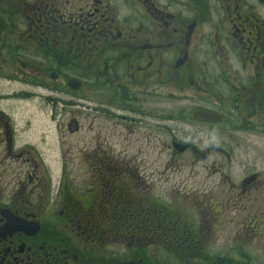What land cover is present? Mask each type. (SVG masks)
<instances>
[{
	"label": "flooded vegetation",
	"instance_id": "af4514ba",
	"mask_svg": "<svg viewBox=\"0 0 264 264\" xmlns=\"http://www.w3.org/2000/svg\"><path fill=\"white\" fill-rule=\"evenodd\" d=\"M2 73L93 157L53 183L0 111V264H264V0H0ZM181 169L220 200L176 208ZM232 208L252 252L209 246Z\"/></svg>",
	"mask_w": 264,
	"mask_h": 264
},
{
	"label": "rangeland",
	"instance_id": "374dc122",
	"mask_svg": "<svg viewBox=\"0 0 264 264\" xmlns=\"http://www.w3.org/2000/svg\"><path fill=\"white\" fill-rule=\"evenodd\" d=\"M1 75L4 77H0V111L7 115L9 121L13 123L16 129V145L26 144L28 147L32 148L29 151V157H32L36 162L45 166V169L49 171L52 177L53 183L58 180L63 162L66 163V174L73 176V178L78 181V176L81 174L79 167L81 166L82 158L93 157V152L83 149L84 145L82 139L84 128L77 135H67L65 131V114L77 113L80 109L75 108V106H62L55 101L51 103V98L43 99L39 96L33 97V94L27 97L17 95L19 91L28 88V86H26V81L28 79L23 77L21 80H14L12 77L8 79L7 75L3 73ZM31 91L35 93L41 92L42 90L37 87L34 89L31 88ZM55 108H57L56 111H62L65 112V114L61 118L51 120L49 119V115L45 113L54 111ZM188 174H192L194 177L188 179L183 187H179L178 185L173 187L176 181L180 178H184L185 175ZM191 174L187 173L186 169H181L180 174L176 176L168 173L166 182L167 188H172L173 205L179 210L188 209L189 214L193 215L196 211H199V206L208 199L209 195L213 197L211 201L215 202V200H220L223 194L220 192L204 195L197 193L196 189L200 185V178L203 174L202 172H200L199 175ZM211 185L213 184H208V186ZM167 205H169V202H167ZM231 210H233V208L229 209L226 215L221 216L220 225L213 224V229H215L214 240L218 241H209V246L214 251H217L222 248L223 243H232L234 246H236L237 243H246L248 247L247 250L252 252L254 249L252 240L249 241L246 239V241H244V239L235 237L230 239L232 236H228L232 233L226 230V228L229 227L227 224L235 218V212ZM211 214V217L216 218V214L213 212H211ZM239 263H242V261ZM235 264L238 263L235 262Z\"/></svg>",
	"mask_w": 264,
	"mask_h": 264
},
{
	"label": "water",
	"instance_id": "95a60500",
	"mask_svg": "<svg viewBox=\"0 0 264 264\" xmlns=\"http://www.w3.org/2000/svg\"><path fill=\"white\" fill-rule=\"evenodd\" d=\"M203 112H201V115L204 116V118H207L208 120H212L214 118H211V116L209 115V112L202 110ZM68 129L70 132H74L77 129V124L76 121L72 120L69 125H68Z\"/></svg>",
	"mask_w": 264,
	"mask_h": 264
}]
</instances>
